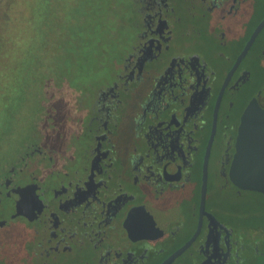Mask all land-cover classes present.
I'll return each mask as SVG.
<instances>
[{
    "label": "flooded vegetation",
    "instance_id": "1",
    "mask_svg": "<svg viewBox=\"0 0 264 264\" xmlns=\"http://www.w3.org/2000/svg\"><path fill=\"white\" fill-rule=\"evenodd\" d=\"M124 2L104 77L0 147V264H261L239 202L264 193L229 169L264 89V0Z\"/></svg>",
    "mask_w": 264,
    "mask_h": 264
},
{
    "label": "rangeland",
    "instance_id": "2",
    "mask_svg": "<svg viewBox=\"0 0 264 264\" xmlns=\"http://www.w3.org/2000/svg\"><path fill=\"white\" fill-rule=\"evenodd\" d=\"M124 1L53 2L49 5V13H55L52 11L54 8L58 9V15L60 11L63 12L60 19L57 14L54 15L53 24L61 35L63 53L52 51L53 55L43 58V61H37L33 52V48L40 46L38 35L33 37V48L28 44L26 48L19 46L17 50L14 44L24 39L23 31L18 30L25 25L20 0L13 2L12 7L7 9L14 18L4 27L3 23L0 25L1 38L5 37L0 47V135L12 131L13 138L8 140L0 136V147L4 152H9L11 147L24 140L26 130L30 128L29 120L35 114L45 113L44 108L47 106L44 104L54 105L75 100L82 82L95 84L104 77V60L112 59L119 50V43L113 42L116 38H107V30L112 27L115 18L125 16ZM3 10L6 9L0 7V14ZM11 23L15 30L9 33ZM52 23H47V27ZM117 31L120 38L126 33L124 26ZM248 199L249 202H246ZM239 208L247 211L256 209L260 223L264 224V197L249 195L239 202ZM261 250L264 252V249Z\"/></svg>",
    "mask_w": 264,
    "mask_h": 264
},
{
    "label": "water",
    "instance_id": "3",
    "mask_svg": "<svg viewBox=\"0 0 264 264\" xmlns=\"http://www.w3.org/2000/svg\"><path fill=\"white\" fill-rule=\"evenodd\" d=\"M263 93L264 89L260 91L257 99L251 100L241 119L229 169V178L235 185L241 188L254 189L261 193H264ZM209 144L210 140L207 147ZM185 246L177 250L174 255L182 251Z\"/></svg>",
    "mask_w": 264,
    "mask_h": 264
},
{
    "label": "trees",
    "instance_id": "4",
    "mask_svg": "<svg viewBox=\"0 0 264 264\" xmlns=\"http://www.w3.org/2000/svg\"><path fill=\"white\" fill-rule=\"evenodd\" d=\"M15 1L17 0H0V7H4L6 9L3 10L4 12L0 14V20L3 19V21L0 22L1 26L3 23L4 27L8 22H11V20L14 18V16L11 17L8 10L12 7L11 4ZM56 1L58 0H20L23 5L22 17H24L25 25L24 27H21L22 29L18 30L23 31L24 39L20 43L14 42V44L16 45L17 50L20 48H26L28 44H31V48H33V37L34 35H38L40 40V46L33 48V52L37 61H43V58L49 57L50 54L53 55L52 51H57L55 52L56 54L59 53V51L63 53L62 47L60 46L61 35L60 33H57L58 29L53 27L54 19L56 17L54 15L57 14L56 11L58 9L54 8L52 11L55 13L52 14L48 11L49 5H51L53 2L56 3ZM61 13L63 12L60 11L59 15L57 14V16L59 17L58 19L61 18ZM51 21H53V23L49 27H47V23ZM11 25L12 27H9V33H12L15 30L12 23L10 24V26ZM1 34L2 33H0V47L5 39L4 36L3 38H1ZM53 40L54 42H52ZM33 52H31L30 54L33 55Z\"/></svg>",
    "mask_w": 264,
    "mask_h": 264
}]
</instances>
